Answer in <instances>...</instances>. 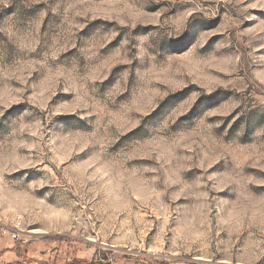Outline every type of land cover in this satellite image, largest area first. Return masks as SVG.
I'll list each match as a JSON object with an SVG mask.
<instances>
[{"label":"rangeland","instance_id":"374dc122","mask_svg":"<svg viewBox=\"0 0 264 264\" xmlns=\"http://www.w3.org/2000/svg\"><path fill=\"white\" fill-rule=\"evenodd\" d=\"M0 219V264H264V0H0Z\"/></svg>","mask_w":264,"mask_h":264},{"label":"built area","instance_id":"2783aa9c","mask_svg":"<svg viewBox=\"0 0 264 264\" xmlns=\"http://www.w3.org/2000/svg\"><path fill=\"white\" fill-rule=\"evenodd\" d=\"M1 236H7L11 240L16 241H22V236H21V230L19 228V223H9L7 221H4L0 219V237ZM169 264H178L177 262H171ZM217 264V263H215Z\"/></svg>","mask_w":264,"mask_h":264},{"label":"crops","instance_id":"0c3cea01","mask_svg":"<svg viewBox=\"0 0 264 264\" xmlns=\"http://www.w3.org/2000/svg\"><path fill=\"white\" fill-rule=\"evenodd\" d=\"M7 238H8V241H9L8 243H10V241L15 242V241L11 240L9 237H7ZM6 250H7V247H5V248L3 247L2 249H0V255H1L2 257H3L4 255L10 254V253L16 255L15 252H14V253H13V252H8V253H7ZM12 250H13V249H12ZM14 251H15V250H14Z\"/></svg>","mask_w":264,"mask_h":264}]
</instances>
